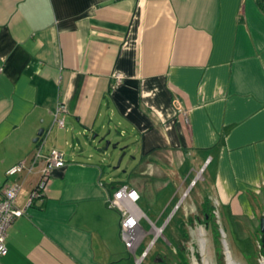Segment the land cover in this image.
<instances>
[{
    "label": "crops",
    "instance_id": "0c3cea01",
    "mask_svg": "<svg viewBox=\"0 0 264 264\" xmlns=\"http://www.w3.org/2000/svg\"><path fill=\"white\" fill-rule=\"evenodd\" d=\"M263 8L264 0H0V192L21 182L25 204L40 167L6 171L39 145L66 158L43 200L8 228L2 264H120V213L108 206L116 184L102 165L116 137L156 185L182 187L184 175L206 172L192 208L207 200L214 215L254 219L264 199ZM60 103L63 127L54 122Z\"/></svg>",
    "mask_w": 264,
    "mask_h": 264
},
{
    "label": "rangeland",
    "instance_id": "374dc122",
    "mask_svg": "<svg viewBox=\"0 0 264 264\" xmlns=\"http://www.w3.org/2000/svg\"><path fill=\"white\" fill-rule=\"evenodd\" d=\"M105 143L106 141L102 145ZM122 144L116 137V141L111 143L102 156L104 179L108 183L113 180L116 185L134 186L140 193L137 206L147 219L144 217L140 221L143 230L139 234L141 242L135 255L126 250V256L120 264H156L160 259L168 264H179L176 254L178 250L185 253L188 264H218L219 260H223L225 264V249L226 252L229 251L231 259L239 264H261L264 255L261 252L260 218L264 214V199L254 209V219L234 218L226 212L222 214L221 208H217L215 219L204 223L201 209L192 208L191 205L198 193L208 187L204 179L200 178L201 174L205 177L206 172L199 173L196 179V170L192 171L190 177L183 174L182 183L187 181L182 187H178V184L173 186L167 181L156 185L150 176L138 173L139 161L133 159L130 152H123L120 147ZM144 167L149 173L147 163ZM193 178L195 182L188 188ZM163 183L165 185L158 189ZM187 188L188 190H184ZM181 197H184L183 200L173 212L174 205ZM187 216L192 218L191 223ZM148 220L156 228H162L156 238L154 233L157 231L155 228L151 229ZM215 226L218 228V237L215 236ZM146 249V256L136 263L135 257L140 259L141 252Z\"/></svg>",
    "mask_w": 264,
    "mask_h": 264
},
{
    "label": "built area",
    "instance_id": "2783aa9c",
    "mask_svg": "<svg viewBox=\"0 0 264 264\" xmlns=\"http://www.w3.org/2000/svg\"><path fill=\"white\" fill-rule=\"evenodd\" d=\"M264 12V8H263ZM2 68L0 67V72ZM114 84H117L122 79V73L119 71L113 74ZM65 110V105L60 103L54 113V122L60 127L64 126V121L58 118L60 112ZM66 162L65 154L57 148H52L48 152H43L42 145H39L29 160L20 161L11 166L7 171V176L18 174H29L36 167L39 169V179L34 187L27 195L26 202L23 206L17 203L18 195L22 189L21 182L5 183L1 187L0 192V264L2 257L7 253L6 237L7 231L13 221L22 216L26 207L30 206L35 201H42L46 188V181L49 173ZM103 182V181H102ZM195 181H193L194 183ZM139 193L127 184L115 185L110 189L108 198V206L116 208L120 213L119 232L126 249L135 255V251L139 245L140 232L143 230L140 221L145 217L143 212L137 206ZM146 218V217H145ZM147 219V218H146ZM149 221V220H148ZM151 229L153 223L149 221ZM162 228L160 227V232ZM155 238L157 236H154ZM153 243V242H152ZM147 254V249L141 252V258ZM135 261L137 258L135 257Z\"/></svg>",
    "mask_w": 264,
    "mask_h": 264
},
{
    "label": "trees",
    "instance_id": "16d2710c",
    "mask_svg": "<svg viewBox=\"0 0 264 264\" xmlns=\"http://www.w3.org/2000/svg\"><path fill=\"white\" fill-rule=\"evenodd\" d=\"M213 210H214L213 206L209 205V203H208L207 200H205L202 203L201 212L203 214V222L204 223H206L209 219H215V215L213 213ZM191 221H192V218L189 219V222L190 223H191ZM215 229H216L215 236L218 237V231H217L218 228H216V226H215ZM217 237H216V241H218L217 240ZM218 250H220V249H218ZM261 252L264 255V249L262 248V244H261ZM176 254H177L178 258H179V264H188V261L186 260L185 253L183 251L178 250L176 252ZM156 264H168V263L165 260L160 259V260L157 261ZM218 264H224L223 263V260H219V263Z\"/></svg>",
    "mask_w": 264,
    "mask_h": 264
},
{
    "label": "water",
    "instance_id": "95a60500",
    "mask_svg": "<svg viewBox=\"0 0 264 264\" xmlns=\"http://www.w3.org/2000/svg\"><path fill=\"white\" fill-rule=\"evenodd\" d=\"M42 133H43V128H40L38 131L37 137L33 141H37L38 137L41 136ZM260 232H261V244H262V248L264 249V214L260 218ZM224 254H225V264H239L231 258L230 260L228 259L226 249L224 251ZM261 264H264V258L261 261Z\"/></svg>",
    "mask_w": 264,
    "mask_h": 264
},
{
    "label": "bare ground",
    "instance_id": "6f19581e",
    "mask_svg": "<svg viewBox=\"0 0 264 264\" xmlns=\"http://www.w3.org/2000/svg\"><path fill=\"white\" fill-rule=\"evenodd\" d=\"M153 228L156 229L157 232L154 233V235L157 236V235L159 234V232H160V228H156L155 226H153ZM153 228H152V229H153ZM140 234H141V232H140ZM226 253H227V257H228V259L230 260L231 256H230V254H229V251L226 252ZM141 259H142V258L137 259L136 263H139Z\"/></svg>",
    "mask_w": 264,
    "mask_h": 264
}]
</instances>
